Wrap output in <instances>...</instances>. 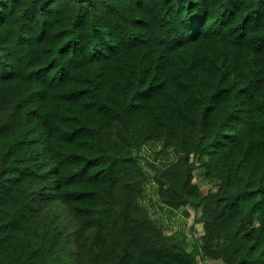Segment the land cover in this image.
<instances>
[{
  "label": "trees",
  "instance_id": "16d2710c",
  "mask_svg": "<svg viewBox=\"0 0 264 264\" xmlns=\"http://www.w3.org/2000/svg\"><path fill=\"white\" fill-rule=\"evenodd\" d=\"M199 260L264 264V0H0V264Z\"/></svg>",
  "mask_w": 264,
  "mask_h": 264
},
{
  "label": "rangeland",
  "instance_id": "374dc122",
  "mask_svg": "<svg viewBox=\"0 0 264 264\" xmlns=\"http://www.w3.org/2000/svg\"><path fill=\"white\" fill-rule=\"evenodd\" d=\"M214 190L212 187H203V191ZM187 210L189 212V217L185 221L183 212ZM200 212L194 211L191 207L181 208L179 212L175 215L178 220V231L185 232L188 237L189 249L192 244L197 239L198 236L203 234L202 223L198 221ZM199 264H221L220 262L207 263L205 261L199 260Z\"/></svg>",
  "mask_w": 264,
  "mask_h": 264
}]
</instances>
